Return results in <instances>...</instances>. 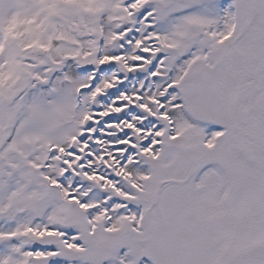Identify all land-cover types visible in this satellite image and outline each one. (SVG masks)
I'll list each match as a JSON object with an SVG mask.
<instances>
[{
    "label": "snow or ice",
    "instance_id": "snow-or-ice-1",
    "mask_svg": "<svg viewBox=\"0 0 264 264\" xmlns=\"http://www.w3.org/2000/svg\"><path fill=\"white\" fill-rule=\"evenodd\" d=\"M0 264H264V0H0Z\"/></svg>",
    "mask_w": 264,
    "mask_h": 264
}]
</instances>
